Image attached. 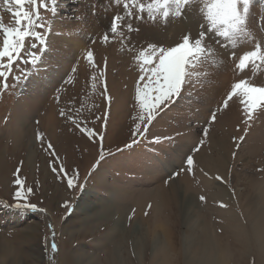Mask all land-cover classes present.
<instances>
[{
	"label": "rangeland",
	"instance_id": "374dc122",
	"mask_svg": "<svg viewBox=\"0 0 264 264\" xmlns=\"http://www.w3.org/2000/svg\"><path fill=\"white\" fill-rule=\"evenodd\" d=\"M103 2L104 0H100V3ZM89 3L91 0H65V4L61 5L60 13L54 21L51 14H47V18L53 21L52 31L47 36V40L51 35L53 37L58 35L61 39H68L72 42L83 40L86 43L85 46L94 51L100 69L104 68V59H107L106 84L107 95L111 97L110 106L105 97L100 95L102 84H98L95 93L91 90L90 75L92 72L86 68L85 61H83L84 70H80L77 64L75 73L65 68L61 71L52 68L54 74L61 72L62 76L58 79L59 84L54 88L55 96L53 97L55 99L53 105L57 106L54 110L58 117V125L44 129L41 119H45L46 113L43 109L46 108L45 111H47L49 101L47 105H43L42 109L35 108V111L30 114L29 107L39 103L36 97L38 90L43 87L39 80L49 68L45 63L48 56L47 49L42 53V59L37 67L25 66L30 73L26 80H22L7 91L0 87V93H2L0 95V264H49L44 251V242L46 237L50 239L49 224L52 223L55 227L56 242L59 248L56 264H152L150 253H152L153 245L148 244L138 255L134 248L133 236L127 232V241L119 246L120 242L113 240L120 239L119 236L122 234H111L110 231V228L114 226V220L105 221L102 217L107 215L106 212L109 210L107 206L113 207L111 205L123 201L128 185L137 189L153 188L157 180L154 177L151 178L150 175L154 172H157L159 178L163 177L164 184L188 176L192 186L199 191L196 192L199 193L198 207L205 211L203 216L208 228L212 229L214 226L212 230L221 232L218 234L228 245L232 259L229 264L238 262L239 264H253V261L254 264H264L262 250L264 245L261 244L264 242L254 235L250 219L247 217L256 214L255 210H259L264 215L263 196L260 195L261 191L264 192V171H260L264 169V113L257 115L252 126L247 128L243 122L244 116L238 102H229V108L218 113L217 120L210 127L208 126L211 110L216 107L217 101L230 90L231 84L252 73L248 70L241 73L235 69L237 61L230 58L232 51L230 47L215 45L216 52L224 62L197 69L196 71L201 72L200 80L203 83L194 94L190 98L178 101L179 107L173 105L167 112L161 113V116L157 117V120L153 121L149 127L144 139H140L139 143L131 148H125L126 144L132 142L133 128L136 123L134 117L138 114V108L135 106V84L138 79V70L133 62L136 50L146 47L149 43L174 46L186 33H191L195 38L201 30L202 17L193 8L186 16L171 19L167 24L134 20L133 26H138L139 31L131 34V43L135 47L129 51L128 46L122 45L119 39L107 45L101 43L105 26L114 14L123 12V9L113 6L107 13L101 11L99 15L93 16L88 8ZM251 11L254 13L251 28L256 37L252 43L260 42L264 46V33L257 26V17L264 14V0H254ZM0 15L3 16L6 24L11 23V16L2 3H0ZM75 16H80L81 19L77 21L74 19ZM91 37H96V44L90 43ZM0 41H2V35H0ZM251 46L250 43L238 46L235 49L236 57L250 50ZM67 51H70V48ZM225 67L230 69L226 70ZM227 72L233 74L232 79L227 83L230 86L226 85L221 96L214 102L211 100V95L221 87L222 74ZM69 79L73 82L66 83ZM252 82L264 85V70H261ZM12 83V78L9 77V84ZM57 97H59V102H57ZM73 99L76 107H82L85 115L92 114L89 117L92 123H89L88 127L103 131L104 148L112 153V155H106L97 167L93 166L99 158V141L90 140L60 115V109L67 110ZM105 111L108 112V122L106 129H102V121H96L95 116L102 115ZM27 113L29 127L26 133L32 134L35 149L38 150L37 152L33 150L35 163L31 162L26 150L25 137L27 134L19 139L7 133L11 124L16 122L15 119ZM113 119L117 120L116 132L109 142L107 132ZM205 127H208L207 137L203 136ZM54 128H56V133H53ZM37 132L44 133L45 141L53 144L55 152L63 161L69 174L74 169H78L82 183L88 176L82 189L79 187L69 189L66 178L58 179L52 173L49 166L52 157L45 146L37 141ZM51 135L55 139L50 137ZM240 136H244L242 142L233 140L234 137ZM155 137H172V139L154 142ZM218 138V141L222 140L227 144L228 166L226 165V170L228 174L226 173V176L225 173H219V169L216 170L210 166L212 162L209 158L221 156L220 146L215 143ZM196 147H199V151H194ZM118 149H123V151H118ZM234 152L235 156H233ZM189 155L195 161L191 171L188 170L186 164V157ZM167 167H173V169L167 172ZM18 168L20 178L26 181V187L34 189L29 201L36 204L38 208L46 209V213L17 212L13 208L4 206L5 203L8 205L14 203L13 195L17 190L14 184L16 178L14 173ZM177 171L180 174L174 175ZM89 173H91L90 176ZM159 173L162 175L160 176ZM217 176L222 177L223 180L215 179ZM104 183L116 190L107 192L101 187ZM221 184L229 190L230 200L215 196V190ZM236 186L242 193L239 197ZM134 192L130 193L127 199L139 198L137 191ZM201 196L205 197L203 201L200 199ZM65 201L72 205L70 212L62 207ZM92 202L100 206L93 213L86 214L81 208L78 209ZM151 203L150 201L145 203L148 211L152 209V206L149 208ZM221 205H226V207ZM137 207V204H133L129 209L126 224L130 221L133 224L135 214H132L133 211L134 213L137 211ZM130 215H132L131 220H129ZM156 220L152 218L147 222L148 226L153 229L152 236L145 224H142L140 228L142 234L144 233L148 238L158 236L154 233ZM131 222L128 223L127 228L130 227ZM168 224H164V233L169 231ZM238 225L241 227L239 228ZM185 229V225L181 224L178 230L179 235H184ZM242 238L247 241V244L239 243ZM181 241L178 240V242ZM116 247L118 249L115 255ZM173 252L174 250L171 249V253ZM173 260L175 264H184L183 259L176 257L175 253H173Z\"/></svg>",
	"mask_w": 264,
	"mask_h": 264
},
{
	"label": "snow or ice",
	"instance_id": "6c2138e0",
	"mask_svg": "<svg viewBox=\"0 0 264 264\" xmlns=\"http://www.w3.org/2000/svg\"><path fill=\"white\" fill-rule=\"evenodd\" d=\"M0 3L11 16V23L6 24L3 16L0 15V35H2L0 87L7 91L22 80H26L30 75L25 66L32 68L38 66L42 53L48 47L47 36L51 34L52 23L59 15L61 5L65 4V0H0ZM253 3L254 0H104L103 3H100V0H91L88 8L93 16L99 15L101 11L107 13L113 6L123 9V12L114 14L105 26L101 43L107 45L119 39L122 45L128 46L129 51L135 47L131 43V34L139 31L138 26H133L134 20L167 24L171 19L186 16L193 8L202 17L201 30L195 38L191 33H186L174 46L149 43L146 47L136 50L133 62L138 70V79L135 84V106L138 108V114L134 117L136 123L133 128L132 142L126 144L125 148H131L139 143L140 139H144L149 127L153 121L157 120V117L161 116V113L167 112L173 105L179 107L178 101L190 98L194 94L203 83L200 80L201 72L196 71L197 69L224 62L215 50L217 44L232 49L230 58L237 61L236 70L241 73L248 70L252 75L231 84L230 90L211 110L208 126L210 127L217 120L218 113L229 108V102H238L244 116L243 122L247 128L252 126L257 115L264 113V85L252 82L253 78L264 70V46L260 42L252 43L256 40L251 28L254 15L251 11ZM49 13L53 21L47 18ZM74 19L79 21L81 17L75 16ZM257 26L264 33V14L257 17ZM90 43L96 44V37H91ZM245 43L252 45L250 50L244 51L237 58L235 49ZM81 56L86 61V68L92 72L90 75L91 90L95 93L98 84H102L100 95L105 97L110 106L111 97L107 95L106 84L107 59H104V68L100 69L91 48H86ZM72 71L75 72L76 69L73 68ZM9 77L12 78V84H9ZM72 82L71 79L66 81V83ZM57 102H59V97H57ZM60 115L90 140L99 141V158L93 167H97L106 155H112L110 150L106 151L104 148L103 131L88 127V124L92 123L89 118L92 114L85 115L82 107H76L74 99L70 101L67 110L60 109ZM95 120L102 121V129H106L108 112L105 111L104 114L95 116ZM207 135L208 127H205L203 136L207 137ZM36 138L52 157L49 162L52 173L58 179L66 178L69 189L78 187L82 189L88 176L82 183L78 169H74L69 174L63 161L55 152L53 144L45 141L44 133L37 132ZM171 139L172 137H155L154 142ZM233 140L242 142L244 136L234 137ZM118 151H123V149H118ZM194 151H199V147H196ZM186 164L189 171L194 168L195 161L191 155L186 157ZM19 172L18 168L14 173L16 177L14 184L17 188L13 195L14 203L11 205L5 203L4 206L13 208L17 212L46 213V209L38 208L36 204L29 201L34 189L26 187V181L20 178ZM179 174V171L174 173V175ZM88 175L90 176L91 173ZM215 179L223 180L219 176ZM200 199L203 201L205 197L201 196ZM221 206L226 207V205ZM62 207L70 212L72 205L65 201ZM147 214L145 212V215ZM132 215L129 216V220L132 219ZM49 232L50 239L45 238L44 251L49 264H56L59 248L56 242L55 227L52 224H49Z\"/></svg>",
	"mask_w": 264,
	"mask_h": 264
},
{
	"label": "bare ground",
	"instance_id": "6f19581e",
	"mask_svg": "<svg viewBox=\"0 0 264 264\" xmlns=\"http://www.w3.org/2000/svg\"><path fill=\"white\" fill-rule=\"evenodd\" d=\"M47 41H48V47H47L48 56L45 60V63H46V66L49 68L45 70L46 74L42 75L41 76L42 78H40L39 80V82L41 83L43 87H41L39 89L40 91L38 90V93H37L36 99H38L39 101V103H37L38 105H31L29 107L30 109L29 114H30L31 112L35 111V108L36 109L38 108V110L42 109L43 105L45 104L47 105V102L49 101L50 105H49V108L47 107L48 108L47 111H45L46 108L43 109L44 112L46 113L45 119L43 118L41 119L42 124H44L43 125L44 129H47L50 126L54 127V125H58V121H57L58 117L54 110L55 106L53 105L55 104L53 101L55 99H53V97L55 96L54 88L59 84L58 79L59 78L61 79L62 76L60 74L61 72L58 74H54L52 68L60 69V71L65 68L69 72H71L72 69L76 68V65L79 64L80 66L79 69L84 70L85 64L83 61L85 60L82 58L81 53L87 48L85 46L86 43L83 42V40H80V42L79 41L72 42L71 40H68V39H61V37H59L58 35L57 37H53L51 35ZM69 48H70V51H67ZM229 69L230 68H227L226 70H229ZM222 75L223 76L221 79L222 80L221 87L219 89H216V92L212 93L211 95V100H214V102L217 100L218 97L221 96L222 90L225 88L227 83L232 79L231 75L233 74H230L229 72H227L226 74L224 73ZM228 85L230 86V84ZM210 91H207V92H210ZM55 108H57V106ZM206 114L208 115V113ZM15 121L16 122L11 124L9 130H7L8 131L7 133L9 135H12L14 138H19V139L22 138L21 136H25L27 134V136L25 137L26 139L25 145L27 146L26 150L28 151V157L31 160V162L32 161L34 162L35 152H37L38 150L37 148L35 149L36 146L34 144V139L32 138V134L26 133V129L27 127H29L28 113L20 118H16ZM116 121L113 119L111 120L109 124L110 127L107 132V141L109 142H111L112 137H114L115 135L116 125H117ZM55 130L56 128H54L53 133H56ZM50 137L55 139L53 135H51ZM218 140L219 138L215 140V143H218L220 146L219 148L221 149V156H218L217 158L216 157L209 158L210 162H212L210 166L212 168H215L216 170L219 169L218 172L222 174L225 173V176H226V173H227L226 165L228 164L227 163L228 160L226 157L227 152H228V149L226 146L227 144L225 141H222V140L218 141ZM33 150H35V152ZM4 152L5 151H3V153ZM172 169L173 167H169L167 169V172L168 170H172ZM151 173H152V170H151ZM161 175L162 174H160V176ZM150 176H152L151 178L154 177L155 180H157L153 188L148 189L147 187L144 189L142 188L137 189L136 187L132 185L131 186L128 185L127 192L126 191L124 192V194H126V197L123 199V201H121L122 204L121 203L113 204L111 205L113 207L105 206L109 210H107L106 212L107 213L106 217H102V219L105 221L114 220V226L110 228L111 234H117V235L122 234V236H119L120 239L113 240V241L120 242L119 246H122V242L127 241V237H126L127 232L130 233V235L133 236V241L135 245L134 248L138 252V255L141 254V252L146 248L148 244L153 245L152 253H150L151 259L153 260L152 264H175V260H173V253H175L176 257L182 258L184 261V264H229L231 263L230 262V260H232L230 258L231 252L229 251L228 245L226 244L224 238H222V236L218 234L221 232H216V231L214 232L212 230L214 229L213 225H212L213 226L212 229L208 228L207 226L208 224H206V219L203 216L205 211H202L198 207L197 196L199 193H196V192H199V191H197L192 186L188 176H185L184 178L181 176L182 179L180 180L174 179V180L169 181L166 184H164L163 177L161 178L158 177L157 172H154ZM156 176L158 177V179ZM141 186H143V184ZM101 187L105 188L107 192H114L116 190V189L108 187V185H106L105 183L103 185L101 184ZM217 188L218 189L215 190V196L224 197L225 198L224 200L231 199V194L229 193V190L225 186L221 184ZM236 188H237L238 197H239V195H242V193L240 192V189L238 186H236ZM134 191H137L139 198L135 200L131 198L127 199L130 193L131 194L135 193ZM260 195L261 197L262 196L264 197V192L261 191ZM263 197H262V203H264ZM149 201L152 202L151 211H148L147 208L145 207L146 206L145 203ZM133 204L134 205L137 204L138 207H137V211L134 213L135 216L133 217V224L130 221L131 225L129 228H127L128 223L130 222L126 224L127 222L126 217L128 215L127 213L129 212V209L132 207ZM97 207H100V206L95 205V203L92 202L90 205H87L86 207H83V208L82 206H80L78 209L81 208L82 210L86 212V214H91L94 212V210L97 209ZM147 211L149 212V214H147L148 216L145 215V212ZM167 211H169L170 213H166ZM255 211H256V214H253L247 217H249L250 219V223H251L254 235L258 238V240L260 239V241L264 242V215L259 210L258 211L255 210ZM152 218L157 219L154 225V229H155L154 233L155 235H158V236H155L154 238H148L146 235H144V233L142 234V231L140 228L142 224H145L150 236H152L153 229L150 228L147 223L149 219H152ZM233 218L235 219V217ZM165 223L167 224L169 223L168 224L169 231L164 233L163 229H165V226H164ZM181 224H184L186 228L184 235H181V234L179 235L178 233L179 226ZM238 227L240 228L241 226L238 225ZM178 240H182V241L178 242ZM239 243H241L242 245H245L247 244V241L244 238H242ZM261 244L264 245V243H261ZM118 247H116L114 251L115 255L117 254L116 250L118 249ZM262 247H263L262 250L264 252V246ZM171 249L174 250L173 253H171ZM235 264H239V262Z\"/></svg>",
	"mask_w": 264,
	"mask_h": 264
}]
</instances>
